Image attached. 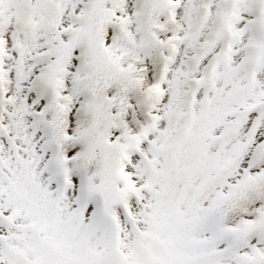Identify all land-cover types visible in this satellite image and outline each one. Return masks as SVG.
Returning a JSON list of instances; mask_svg holds the SVG:
<instances>
[{"label":"snow or ice","instance_id":"1","mask_svg":"<svg viewBox=\"0 0 264 264\" xmlns=\"http://www.w3.org/2000/svg\"><path fill=\"white\" fill-rule=\"evenodd\" d=\"M0 264H264V0H0Z\"/></svg>","mask_w":264,"mask_h":264}]
</instances>
